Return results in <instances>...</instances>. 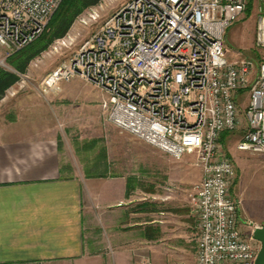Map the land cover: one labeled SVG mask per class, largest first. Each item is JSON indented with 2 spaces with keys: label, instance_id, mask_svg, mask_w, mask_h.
Segmentation results:
<instances>
[{
  "label": "built area",
  "instance_id": "built-area-1",
  "mask_svg": "<svg viewBox=\"0 0 264 264\" xmlns=\"http://www.w3.org/2000/svg\"><path fill=\"white\" fill-rule=\"evenodd\" d=\"M62 2L0 0V49L10 56L33 43ZM250 3L126 0L38 86L49 95L76 78L88 81L107 94L103 108L121 132L176 160L195 157L202 170L191 196L196 264H255L261 249L251 224L249 235L241 230L231 191L238 171L221 141L246 123L237 149L264 154V0H252L256 59L230 57L226 45ZM100 16L92 8L80 22Z\"/></svg>",
  "mask_w": 264,
  "mask_h": 264
},
{
  "label": "crops",
  "instance_id": "crops-1",
  "mask_svg": "<svg viewBox=\"0 0 264 264\" xmlns=\"http://www.w3.org/2000/svg\"><path fill=\"white\" fill-rule=\"evenodd\" d=\"M88 87L84 92L74 82L62 84L74 106L59 111L80 128L108 119L102 106L107 94ZM44 104L28 110V104L15 103L0 110V264H196L197 217L180 210L183 199L162 185L171 177L162 175L156 160L167 154L142 141L153 154L150 161L112 162L108 136L114 143L115 136L128 141L131 135L112 129L104 134L107 146L100 153L97 135L86 139L95 148L94 161L86 163L102 168L88 173L86 163L75 161L84 139L61 130L59 114ZM162 187L170 193L162 194ZM232 193L245 227L264 226V218L245 213L240 192Z\"/></svg>",
  "mask_w": 264,
  "mask_h": 264
},
{
  "label": "rangeland",
  "instance_id": "rangeland-1",
  "mask_svg": "<svg viewBox=\"0 0 264 264\" xmlns=\"http://www.w3.org/2000/svg\"><path fill=\"white\" fill-rule=\"evenodd\" d=\"M125 1L126 0L119 2H116L114 0H99L98 3L88 8H85V10H83V12L76 17L64 37L52 38V41L48 44V46L45 49L39 51L37 55L29 62L25 71L18 72V75L20 77L19 80L13 86H11L6 91L4 97L0 99L1 111H7V108L15 103H21L24 105L28 104L25 105V108L28 110L35 109L39 107L38 105H43V103H45L48 107L57 111V113L59 114L60 129L64 130L65 128H68L71 130V134L74 137L81 136L84 139L82 140V145L80 146L81 148L79 147L80 150H77V153L79 154H77V157H75V161L77 163H80V161H82V163H86L90 161L89 159H91L92 162L94 161L95 155L93 154V151L95 148L93 146L90 147V145H88L89 143H87V138L97 135L98 143L96 145V151L100 153L102 147L107 146V138H105L104 134L108 133L109 135L111 130L113 129V131H116L114 134L119 135L117 133L119 129L115 125L113 127L110 126L109 120L107 119V121L103 118L101 122H99V124H97L95 127L82 126V128H80L77 125V122H75L70 116H67L64 111L60 112L61 108L71 109L74 106V103H72V106L71 103L68 102L66 96L62 94V92L58 94L53 93L49 95H44L39 91L38 86L41 79L47 72L54 69L60 63L68 60L73 55V53L79 48V46L86 39H88L96 29H98L103 24L106 18L111 15V13H113L118 7H120L122 2ZM92 8H98L100 10V18L98 19V21H92L87 25H83L80 22V19L83 16H87L88 13L92 10ZM51 18L47 22L43 34L38 39H36L30 47H28L32 48V51H34L36 48H39L37 46H42L48 40H50L53 30V28H51V25L49 26ZM256 24L257 14L256 11H254L252 8L250 13L246 12L243 18L232 26L230 34H226V45L229 51H227L228 56L232 57L235 54H240L242 56H248L256 59ZM71 38V43L68 46H64L61 44V40H70ZM8 57L9 56L6 55V51L4 49H0V66L8 70H15L11 67L10 63L8 62ZM71 82H74L76 85H80L84 92H87L89 90L88 85L96 87L92 83L85 81L81 78H76ZM96 88L99 89L98 87ZM69 113L71 114V112ZM65 116L67 117V120L61 123L62 119ZM106 122L109 124L107 125ZM106 128L108 130H106ZM245 130L246 123L242 125L241 128H239L238 130L228 132L225 141L222 142V146L229 155V157L234 161L238 171V177L234 186L231 188V191H234L235 194H237V191L240 192L241 197L244 201L243 207L245 213L257 214V217H259L260 219L264 218V154L240 152L237 149V143L242 137L243 132ZM101 134L103 136H100ZM127 136L129 138L128 141L121 140L120 137L115 136L114 143L111 141V137L108 136L109 144L107 147L110 148V157L112 162L120 160L125 161L127 164L134 163L136 165L138 161L144 157L146 158L145 160L147 162L150 161V158L153 154H150L147 149L144 150L143 148L148 147V145L132 137L131 135L127 134ZM73 147L75 149H78L76 144ZM89 148H91V152L88 151ZM143 150L145 154L142 153ZM121 152L123 153V156L120 154ZM87 153H91L88 158V161L85 159V155ZM98 157L99 156H96L97 159H99ZM165 157L166 158H159V162L158 160H156L157 163L160 164L162 175L164 176L165 172H167L168 178L169 176L171 177V180L168 182V184L165 185V183H162V185H164V187L166 188L170 187L175 191V193L180 197V199H183L184 204H179L178 206L182 209H178L183 210L185 213H191V211L192 213H194L191 203V196L193 194L194 184L199 182L202 178L201 168L194 163V156H187L181 160H176L170 157L169 155H165ZM100 161L101 160L99 159V162ZM84 167V170L88 173H97L101 172L102 170L101 166L98 167L90 163H86ZM168 167L170 168L168 169ZM185 176L187 177V181L185 180ZM164 187L161 188L162 194L170 193ZM171 193L173 194V191H171ZM186 193L190 199L189 206L186 205ZM161 209L167 213L174 212L173 209L171 211V209L167 206H163ZM260 220H263L261 222H264V219ZM246 224L245 222H240L241 230L246 235H249L253 229L251 226L247 229V227H245L247 226Z\"/></svg>",
  "mask_w": 264,
  "mask_h": 264
},
{
  "label": "trees",
  "instance_id": "trees-1",
  "mask_svg": "<svg viewBox=\"0 0 264 264\" xmlns=\"http://www.w3.org/2000/svg\"><path fill=\"white\" fill-rule=\"evenodd\" d=\"M248 7L247 12L252 10V0ZM99 0H63L60 7L54 13L49 26L51 25L52 35L44 45L37 46L34 51L30 47L33 43L27 47L15 52L8 57V62L11 67L15 70H8L0 66V99H2L6 91L13 86L18 80V72H24L29 62L37 55V53L45 49L48 44L52 41V38H61L67 34L70 26L76 19V17L85 10L96 3ZM228 132H224L221 137V141L224 142Z\"/></svg>",
  "mask_w": 264,
  "mask_h": 264
},
{
  "label": "water",
  "instance_id": "water-1",
  "mask_svg": "<svg viewBox=\"0 0 264 264\" xmlns=\"http://www.w3.org/2000/svg\"><path fill=\"white\" fill-rule=\"evenodd\" d=\"M253 226V224H251ZM254 238L261 242V249L256 258L255 264H264V226H256L253 230Z\"/></svg>",
  "mask_w": 264,
  "mask_h": 264
},
{
  "label": "bare ground",
  "instance_id": "bare-ground-1",
  "mask_svg": "<svg viewBox=\"0 0 264 264\" xmlns=\"http://www.w3.org/2000/svg\"><path fill=\"white\" fill-rule=\"evenodd\" d=\"M261 243V242H260Z\"/></svg>",
  "mask_w": 264,
  "mask_h": 264
}]
</instances>
